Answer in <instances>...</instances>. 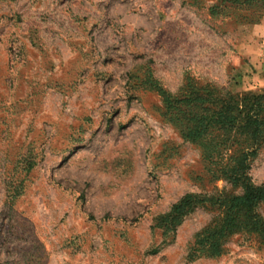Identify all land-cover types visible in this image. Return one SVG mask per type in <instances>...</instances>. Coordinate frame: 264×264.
Returning <instances> with one entry per match:
<instances>
[{
  "label": "rangeland",
  "instance_id": "374dc122",
  "mask_svg": "<svg viewBox=\"0 0 264 264\" xmlns=\"http://www.w3.org/2000/svg\"><path fill=\"white\" fill-rule=\"evenodd\" d=\"M263 19L264 0H0V264H264ZM238 168L257 227L219 234Z\"/></svg>",
  "mask_w": 264,
  "mask_h": 264
},
{
  "label": "trees",
  "instance_id": "16d2710c",
  "mask_svg": "<svg viewBox=\"0 0 264 264\" xmlns=\"http://www.w3.org/2000/svg\"><path fill=\"white\" fill-rule=\"evenodd\" d=\"M233 177L232 180L242 184L243 194L240 196H234L225 202L226 210L225 217L220 225L219 234H222L223 230L232 231L236 227L240 226H254L257 227V220L252 214V207L261 198L263 188L254 187L248 182V178L245 176L244 169H234L230 171ZM230 175V176H231ZM190 197L186 196L176 206L177 210L182 209L185 206H190ZM221 230V231H220ZM214 232L212 233L213 236Z\"/></svg>",
  "mask_w": 264,
  "mask_h": 264
},
{
  "label": "crops",
  "instance_id": "0c3cea01",
  "mask_svg": "<svg viewBox=\"0 0 264 264\" xmlns=\"http://www.w3.org/2000/svg\"><path fill=\"white\" fill-rule=\"evenodd\" d=\"M247 38L250 42L256 44L258 49L257 53L264 55V19L260 24H254L252 27L249 28ZM252 60H255L256 62H258V60H261V62L264 63V59H258V55H255ZM261 62L258 66L262 65Z\"/></svg>",
  "mask_w": 264,
  "mask_h": 264
}]
</instances>
